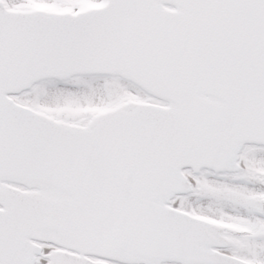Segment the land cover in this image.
<instances>
[{"label":"snow or ice","instance_id":"snow-or-ice-1","mask_svg":"<svg viewBox=\"0 0 264 264\" xmlns=\"http://www.w3.org/2000/svg\"><path fill=\"white\" fill-rule=\"evenodd\" d=\"M0 264H264V0H0Z\"/></svg>","mask_w":264,"mask_h":264}]
</instances>
